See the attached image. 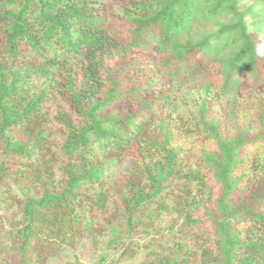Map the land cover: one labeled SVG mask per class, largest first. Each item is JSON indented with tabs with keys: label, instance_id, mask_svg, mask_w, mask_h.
<instances>
[{
	"label": "trees",
	"instance_id": "trees-1",
	"mask_svg": "<svg viewBox=\"0 0 264 264\" xmlns=\"http://www.w3.org/2000/svg\"><path fill=\"white\" fill-rule=\"evenodd\" d=\"M262 44L264 0H0V264H264Z\"/></svg>",
	"mask_w": 264,
	"mask_h": 264
},
{
	"label": "rangeland",
	"instance_id": "rangeland-1",
	"mask_svg": "<svg viewBox=\"0 0 264 264\" xmlns=\"http://www.w3.org/2000/svg\"><path fill=\"white\" fill-rule=\"evenodd\" d=\"M111 11H115L116 13H118V9L117 6H112ZM180 111L184 112V110L180 109ZM57 165H55V168H57ZM12 185V186H11ZM20 185V184H18ZM18 185H16L15 183L10 184V189L11 191H13L15 193V195H18V197H21V191L18 187ZM16 214L18 212V208L14 207L11 210L5 212L4 210H1L0 214H3L2 216V220L3 223L5 224V227L8 228L7 223H8V217L12 214ZM90 213L88 210H86L85 212V217L89 218L90 217ZM19 216V215H18ZM100 221V218L95 219V222ZM105 240V238H103ZM102 239V240H103ZM152 238L151 237H142L139 236L137 237V245H136V249L137 252L134 255L133 258H121L119 263L117 264H140L147 255V251L149 248V246L152 245V242L150 241ZM101 240V242L99 243L98 247H95L93 245V242L91 241V239H89L87 236L82 237V239H80L78 241V244L74 247V248H70V247H61L59 248V256H55L53 258H51L46 264H76L77 262L80 264H96L99 256L101 255V253L105 252L108 255V261H116L121 257V252L120 251H116L114 249L111 250H107L105 248L104 242ZM12 243H10V241H8L6 247H10Z\"/></svg>",
	"mask_w": 264,
	"mask_h": 264
},
{
	"label": "clouds",
	"instance_id": "clouds-1",
	"mask_svg": "<svg viewBox=\"0 0 264 264\" xmlns=\"http://www.w3.org/2000/svg\"><path fill=\"white\" fill-rule=\"evenodd\" d=\"M257 54H264V44L257 48Z\"/></svg>",
	"mask_w": 264,
	"mask_h": 264
}]
</instances>
